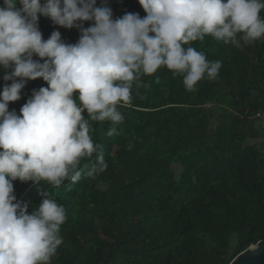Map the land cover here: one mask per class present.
<instances>
[{"label":"trees","instance_id":"16d2710c","mask_svg":"<svg viewBox=\"0 0 264 264\" xmlns=\"http://www.w3.org/2000/svg\"><path fill=\"white\" fill-rule=\"evenodd\" d=\"M105 5L113 19L146 16L138 0H97ZM92 23L68 29L44 16L38 21L44 40L59 31L66 44ZM188 46L221 61L217 79L188 92L167 68L141 75L131 103L118 108L124 120L115 134L108 135L110 121H89L103 146L104 172L59 187L13 181L29 214L46 192L66 209L51 264H228L264 240V38L236 45L205 36ZM5 74L0 70V91L12 83ZM41 87L42 78L28 80L9 111L19 115Z\"/></svg>","mask_w":264,"mask_h":264},{"label":"clouds","instance_id":"9594fccd","mask_svg":"<svg viewBox=\"0 0 264 264\" xmlns=\"http://www.w3.org/2000/svg\"><path fill=\"white\" fill-rule=\"evenodd\" d=\"M138 2L144 18L129 13L113 19L111 8L97 7V0H3L0 70L12 83L0 91V264H49L67 219L65 207L47 192L29 214V205L13 194V181L59 187L104 172L103 146L93 141L89 121H110L108 135L115 134L114 125L124 120L118 108L131 103L141 75L164 67L192 92L202 79L216 80L222 63L185 45L205 36L236 45L264 38V0ZM40 16L68 29L93 23L81 29L77 43L66 44L59 31L43 39ZM38 78L47 87L34 90L19 115L9 111L26 82Z\"/></svg>","mask_w":264,"mask_h":264},{"label":"water","instance_id":"95a60500","mask_svg":"<svg viewBox=\"0 0 264 264\" xmlns=\"http://www.w3.org/2000/svg\"><path fill=\"white\" fill-rule=\"evenodd\" d=\"M255 245V247H252ZM228 264H264V240H258L240 251Z\"/></svg>","mask_w":264,"mask_h":264},{"label":"crops","instance_id":"0c3cea01","mask_svg":"<svg viewBox=\"0 0 264 264\" xmlns=\"http://www.w3.org/2000/svg\"><path fill=\"white\" fill-rule=\"evenodd\" d=\"M49 264H51V263L49 262Z\"/></svg>","mask_w":264,"mask_h":264}]
</instances>
